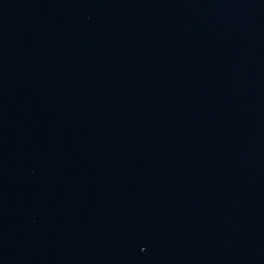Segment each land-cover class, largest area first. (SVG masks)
I'll return each instance as SVG.
<instances>
[{
    "label": "water",
    "instance_id": "1",
    "mask_svg": "<svg viewBox=\"0 0 264 264\" xmlns=\"http://www.w3.org/2000/svg\"><path fill=\"white\" fill-rule=\"evenodd\" d=\"M0 264H264V0H0Z\"/></svg>",
    "mask_w": 264,
    "mask_h": 264
}]
</instances>
